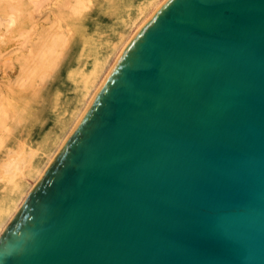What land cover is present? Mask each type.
I'll return each instance as SVG.
<instances>
[{
  "label": "water",
  "instance_id": "water-1",
  "mask_svg": "<svg viewBox=\"0 0 264 264\" xmlns=\"http://www.w3.org/2000/svg\"><path fill=\"white\" fill-rule=\"evenodd\" d=\"M0 264H264V0H167L0 234Z\"/></svg>",
  "mask_w": 264,
  "mask_h": 264
},
{
  "label": "rangeland",
  "instance_id": "rangeland-1",
  "mask_svg": "<svg viewBox=\"0 0 264 264\" xmlns=\"http://www.w3.org/2000/svg\"><path fill=\"white\" fill-rule=\"evenodd\" d=\"M2 1L0 0V2ZM4 1L7 2V0ZM21 1H25V3H21V5H23V10L27 7L26 5L31 4L28 6L29 9L26 8V11L24 10V12H33L34 16L37 14L35 17L39 21L43 18L45 11L47 13V11L51 10L54 15L57 14V8L55 9L56 6L54 4L58 0H40L36 3L31 0ZM144 1L145 0H91L89 9L83 10L79 15H70V17H67L62 21L68 42L65 48H62V50L59 49L60 52H63L62 56L57 57L55 55V57L52 52L50 53L52 56L48 53V57L51 58L47 59L46 56L44 63H49L50 61L49 64H52L51 61L55 57L53 65H50L52 67L47 65L48 63L45 64L48 66L47 68L45 67V72H49L50 74L42 72L41 75L38 76V78H40L38 79L34 76V80H32L33 77L29 76L32 81H30V78L22 81L25 84L30 83L28 86L26 85L23 87L21 82L22 85L18 83H16L17 85L15 86V83L11 85L15 89L14 90L11 87L15 93L20 90L17 94L19 97L17 95L15 96L22 101H19L20 106L17 105V108L15 109L17 112L16 119L12 120V113L9 112L12 121L9 119V116L5 117L6 119L3 120L5 121V124L10 127V131H0V136H4V143L0 147V163L6 156L7 151L10 148L15 147L20 141H25L30 147L39 148L40 152L37 157L36 166H41L44 163L47 158V153L62 137L65 131L64 123L70 122L73 119L75 112L83 103L82 97L85 90V84L81 81L91 75L96 60L104 58L107 52L111 49L106 46L119 40V30L120 32L123 31V33H130L133 30V27H135V25L142 19L144 15H140L139 8ZM5 2H2L4 5L0 3L2 9L5 7ZM8 2H11L14 5L17 0H8ZM47 5L49 6L47 7ZM30 6L34 7L33 10ZM42 6L43 8H41ZM6 12L7 11L4 10V14ZM9 12L10 9L8 10V13ZM63 12L71 14V11L68 8H64ZM0 13L1 16L2 12L0 11ZM19 17H21V15ZM17 19L19 20L20 18ZM45 22L46 21L42 19L39 23H41L40 25H43L46 24ZM32 36L28 38L27 44H29V41L31 42V39L33 40L35 37ZM21 40L23 41V38L19 37L17 44H19ZM92 43L95 44V47L104 44L105 49H102L100 53L91 51L92 47L90 48V45ZM10 44H12V42ZM20 45L21 43L19 46ZM15 46L16 45L13 44V47ZM14 63L17 65L15 66L16 69L13 68V71L10 70L12 68H7L8 70L6 69L5 74H3V71L1 70L3 68L1 65L2 63L0 64V75L2 76H0V87L3 90L10 91L11 88L6 84H8L9 80L16 81L19 63L18 61L15 62V60ZM49 69L51 71H49ZM41 79L44 81H41L40 83ZM18 85H21V88ZM29 86H33L32 89L29 88ZM36 89L40 91L34 92ZM33 92L37 94L35 95ZM15 121H19L17 122L18 124L14 123ZM26 180L27 181L22 180L20 182V189H26L30 185V179ZM17 197L18 196L14 194V192H11L9 185L0 180V211L2 209H7L13 203V199H17Z\"/></svg>",
  "mask_w": 264,
  "mask_h": 264
},
{
  "label": "bare ground",
  "instance_id": "bare-ground-1",
  "mask_svg": "<svg viewBox=\"0 0 264 264\" xmlns=\"http://www.w3.org/2000/svg\"><path fill=\"white\" fill-rule=\"evenodd\" d=\"M20 1L21 0H17L16 4L13 5L11 2H8V0L7 2L3 0L2 2H5V7L4 9L0 7V11L2 12V15L0 16V56H1L0 60L2 64L1 63L0 64L4 68V69L3 68L1 69L3 71V74H5L7 68L8 69L12 68L10 70H13V68L17 66L14 63V60L15 62L18 61L19 63V67H18L19 69H18V75L16 77V81L14 80L15 81L14 82L12 80H9L8 84H6L10 88L12 87L11 85H13V83H15L14 86L17 85L16 83L18 84L22 83L23 87L26 85L28 86L30 83L25 84L22 81L28 80L29 78H30V81H32L34 80V76L38 78V76L41 75L42 72H45V69L48 67L45 64H47L48 62L47 61H46L47 63H44V62H45L46 56H47V59L51 58V57H48L51 52L52 54H54V56L55 55L57 57L62 56L63 52L62 51L60 52L59 49L62 50V48H65L68 42L67 34L65 33L66 31L62 25V21L66 19L67 17H70V15L75 16V15L81 14L83 10H87L90 8L89 5L91 3V0H58L54 4L56 6V7L54 6L55 9L57 8V14L54 15L51 12V10L47 11V13L45 11L43 18H41L40 21L44 19L46 21L45 22L46 24L40 25L41 24L39 23L40 21L36 19L35 17L37 14L34 16V13L32 11H31L32 13L24 12V10L28 8V6L31 4L27 3L28 4L26 5L27 7L23 10L22 9L23 5H21V3L22 2L25 3V1H21V2ZM31 1L36 3V2H39L40 0H31ZM166 1L167 0H145L144 3L139 8L140 15H144V16L135 25V27H133V30L130 33H123V31L120 32L119 30L118 32L119 40L115 43H112L106 46V47H110L111 49L107 52L104 58H102L101 60H98V59L96 60V63L93 68L94 70L92 71L91 75H89L88 77L84 78L83 81H81L85 84L84 85L85 90H84V94L82 97L83 103L81 107L75 112L73 119L70 122L64 123L65 131L62 137L58 140L55 146L47 153V158L41 166L40 165L36 166L37 157L39 156V152H40L39 148L30 147L27 145L25 141H20L19 143H17L15 147L10 148L7 151L6 156L0 163V180L4 181L7 185H9L11 192H14V194H16L18 197L17 199H13V203L7 209H2L0 211V234L3 232V230L8 225L10 220L15 216V214L19 210L27 194L37 184V182L40 180L41 176L43 175V173L45 172L49 164L53 161L57 152L59 151V149L61 148V146L67 139V137L70 135V133L76 126L81 116L84 114L87 106L90 104L94 95L99 90L100 86L103 84L105 79L107 78L108 74L110 73L115 63L121 56L122 52L131 42V40L137 34V32L141 29V27L153 16V14ZM48 6L49 5H47V7ZM31 8L33 10L34 7H31ZM41 8H43V6ZM64 8H68L71 11V14L64 13L63 12ZM9 9H10V12L8 13ZM46 9H49V8H46ZM4 10L7 11L6 12L7 14L5 13L6 15L4 14ZM43 12H44V9H43ZM20 15L21 17H19ZM17 18H20V19L18 20ZM32 35L35 37L33 38V40L31 39V42L29 41V44H27L28 38H30ZM19 37L23 38V41L22 40L20 41L21 43L20 46H19L20 43L17 44V42L19 41ZM11 42L12 44H10ZM13 44H15L16 46L13 47ZM96 47H95V44L92 43L90 45L91 51L100 53L102 49H105L104 44L97 45ZM52 54H50V56H52ZM54 58L51 61L52 64H49L50 63L49 61L47 65L49 66L53 65L54 60H55ZM59 64H60V61H59ZM49 71L51 70L49 69ZM29 76L33 77L32 80H31V77ZM42 79L40 80V83L41 81H44ZM21 85H18V86L20 87ZM30 86L29 88L32 89L33 86L32 87ZM12 88L10 91H6V90L1 89L0 87V131H3V130L8 131V132L10 131L9 130L10 127L6 125L5 121L3 120L6 119L5 117H8L10 113H12V120L16 119L17 112L15 111V109L17 108V105H19V101L20 102L22 101L20 98H18L19 96L17 95L20 90L19 91L16 90L18 92L15 93L14 92L15 89L13 88L14 89L13 90ZM38 91L40 90L36 89V91L34 92H38ZM34 92L33 94H35ZM15 95H17L18 97ZM24 97H21V98H24ZM23 108L26 109L25 107ZM9 119H10V116H9ZM17 122L19 121H15L14 123H17ZM3 143H4V136H0V147L3 145ZM26 179H30L31 181L30 185L26 189H20L21 188L20 182L22 180L27 181Z\"/></svg>",
  "mask_w": 264,
  "mask_h": 264
}]
</instances>
